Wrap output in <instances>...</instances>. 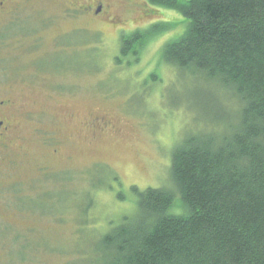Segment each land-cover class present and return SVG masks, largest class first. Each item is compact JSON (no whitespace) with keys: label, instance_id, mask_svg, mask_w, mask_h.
I'll list each match as a JSON object with an SVG mask.
<instances>
[{"label":"rangeland","instance_id":"1","mask_svg":"<svg viewBox=\"0 0 264 264\" xmlns=\"http://www.w3.org/2000/svg\"><path fill=\"white\" fill-rule=\"evenodd\" d=\"M67 1L13 0L0 20L3 83L24 149L0 169V264H100L101 237L135 212L130 187L170 186L174 144L215 131L205 122L213 107L238 109L161 60L184 32L178 13L111 0L124 25L98 24L72 15ZM154 25L167 28L135 62L121 57V37Z\"/></svg>","mask_w":264,"mask_h":264},{"label":"trees","instance_id":"2","mask_svg":"<svg viewBox=\"0 0 264 264\" xmlns=\"http://www.w3.org/2000/svg\"><path fill=\"white\" fill-rule=\"evenodd\" d=\"M144 1L185 20L161 60L238 109L213 107L205 122L215 131L174 144L170 186L130 187L135 212L101 237L100 264H264V0ZM151 28L121 37V57L135 62L167 27Z\"/></svg>","mask_w":264,"mask_h":264},{"label":"flooded vegetation","instance_id":"3","mask_svg":"<svg viewBox=\"0 0 264 264\" xmlns=\"http://www.w3.org/2000/svg\"><path fill=\"white\" fill-rule=\"evenodd\" d=\"M48 1L57 2L59 0ZM143 2L147 5L144 0ZM129 3H133V0H125L122 8H127ZM13 5V0H0V20L10 12ZM66 7L72 15L79 14L89 20L90 23L102 24L107 21L112 25H124L126 20L115 13L112 14L111 0H68ZM139 11L140 15L148 17L147 11L143 7H140L137 12ZM2 71L4 70L0 66V169L10 162L12 156L24 151L22 148V130L18 126V109H16L11 97L12 87L3 83L5 74Z\"/></svg>","mask_w":264,"mask_h":264}]
</instances>
